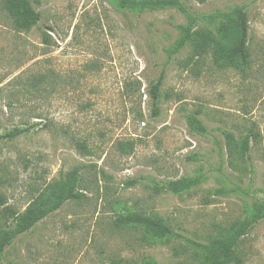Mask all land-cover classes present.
<instances>
[{"label":"rangeland","instance_id":"374dc122","mask_svg":"<svg viewBox=\"0 0 264 264\" xmlns=\"http://www.w3.org/2000/svg\"><path fill=\"white\" fill-rule=\"evenodd\" d=\"M30 2L40 21L17 33L0 0V228L72 170L83 198L17 236L0 264H197L180 237L116 225L128 214L201 244L252 219L237 254L264 264V0H181L187 14L120 10L117 0ZM236 8L248 16L245 63L166 52L179 27L215 34ZM224 132L255 135L244 161L227 155ZM193 178L185 193L163 190Z\"/></svg>","mask_w":264,"mask_h":264},{"label":"trees","instance_id":"16d2710c","mask_svg":"<svg viewBox=\"0 0 264 264\" xmlns=\"http://www.w3.org/2000/svg\"><path fill=\"white\" fill-rule=\"evenodd\" d=\"M120 10L132 11L135 9L155 11L166 8H177L184 14L187 11L181 0H117ZM1 7L13 23V29L17 33H28L40 21L39 14L31 6L30 0H1ZM179 38L166 50L172 56L184 48L190 49L191 58L201 59L207 53L211 54L214 64L218 66H235L237 63H245L248 57V16L244 9L236 8L230 13V18L221 24L215 34L202 30H194L191 26L179 27ZM50 35L44 34L42 44L48 46ZM160 82L153 84L148 94L153 102L157 100ZM191 123L202 133L206 130L201 121L190 116ZM30 128H14L1 136L2 139L13 140L25 133ZM225 147L229 157L239 158L244 161L248 157L252 132L245 134L236 141L229 132L223 133ZM199 178L179 179L168 182L164 191L179 195L197 186ZM80 176L77 170L68 172L61 180L46 186L25 210L17 217L12 228H0V257L5 249L19 235L25 234L39 221L53 212L59 210L65 202L76 201L83 198L79 190ZM9 211V209H5ZM255 220V219H254ZM116 225L139 226L149 233L159 237H180L189 247L198 253L197 264H240L241 259L237 254L239 241L244 237L254 221L244 219L233 224L227 232L213 237L206 244L197 243L188 238L173 233L168 225L158 218L146 217L141 214H128L119 217Z\"/></svg>","mask_w":264,"mask_h":264}]
</instances>
